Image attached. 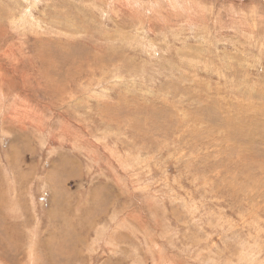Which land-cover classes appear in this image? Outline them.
<instances>
[{"label":"rangeland","instance_id":"obj_1","mask_svg":"<svg viewBox=\"0 0 264 264\" xmlns=\"http://www.w3.org/2000/svg\"><path fill=\"white\" fill-rule=\"evenodd\" d=\"M0 264H264V0H0Z\"/></svg>","mask_w":264,"mask_h":264}]
</instances>
